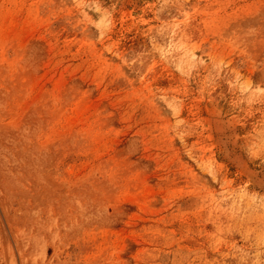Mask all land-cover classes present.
Segmentation results:
<instances>
[{"label": "rangeland", "instance_id": "rangeland-1", "mask_svg": "<svg viewBox=\"0 0 264 264\" xmlns=\"http://www.w3.org/2000/svg\"><path fill=\"white\" fill-rule=\"evenodd\" d=\"M0 264H264V0H0Z\"/></svg>", "mask_w": 264, "mask_h": 264}]
</instances>
